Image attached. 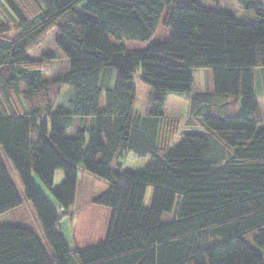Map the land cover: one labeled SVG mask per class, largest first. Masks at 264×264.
Instances as JSON below:
<instances>
[{
    "label": "trees",
    "instance_id": "16d2710c",
    "mask_svg": "<svg viewBox=\"0 0 264 264\" xmlns=\"http://www.w3.org/2000/svg\"><path fill=\"white\" fill-rule=\"evenodd\" d=\"M204 1L0 0V217L27 202L36 225L0 227V264H264V127L254 91L264 0H236L243 18ZM69 12L75 19L59 22ZM160 26L166 37L155 41ZM53 29L56 55L31 59ZM129 42L147 48L130 51ZM138 68L152 90L145 116L135 114ZM204 70L211 94L193 92ZM61 89L71 92L68 109L56 102ZM167 95L188 100L197 131L177 145L182 119L164 116ZM126 152L148 165L125 170ZM82 174L107 184L85 206L110 216L103 240L71 247L61 228Z\"/></svg>",
    "mask_w": 264,
    "mask_h": 264
},
{
    "label": "rangeland",
    "instance_id": "374dc122",
    "mask_svg": "<svg viewBox=\"0 0 264 264\" xmlns=\"http://www.w3.org/2000/svg\"><path fill=\"white\" fill-rule=\"evenodd\" d=\"M204 7L209 9H218L222 10L225 13H229L233 16H236L237 18H243L246 17L245 13L240 9V7L237 5L236 0H205L202 4ZM83 6V3L79 5L78 9ZM77 9V10H78ZM81 11V10H80ZM82 12H84L82 10ZM248 14V13H247ZM164 14L162 15V17ZM75 14L72 12L66 13L62 15V17L59 19V22H65L69 20H74ZM4 21L5 18L0 13V23ZM248 21V20H245ZM55 29L48 31L47 34L41 38L40 42L32 48L29 52V56L33 60H39L43 58L44 56L50 55L54 56L56 55V50L54 48V41H55ZM166 37V30L162 29L160 26V31L155 37V41H159V39H164ZM127 47L130 51H138L142 52L145 51L147 46L145 44H140L138 42H129L127 44ZM140 69L138 68L132 78L131 86L136 91V107L139 112V114L145 116L149 113L150 107H151V100H152V90L143 85L140 81ZM201 77V81H194V87L193 92H202L205 93L207 91V75L204 72L197 73L195 75L196 79L198 77ZM174 96V95H170ZM57 104H60L61 106H65L67 109L69 108V100L71 99V92L66 89H61L59 95L57 96ZM173 97H168V99ZM175 98H179L180 100V107H176V111H179L180 115L183 114L184 111V102H186V99L184 96H176ZM257 104H258V110H259V117H264V97L263 96H257ZM186 110V108H185ZM187 114L183 115L182 119V125L178 131L179 132H185L188 130H191L189 127V124H191L190 121H187ZM197 122V121H195ZM182 139V135H177L176 140H173L172 145H177ZM149 163V159L142 160V159H128L126 160L124 169L125 170H132L137 171L141 170L144 167H146ZM9 165V163H8ZM10 167V174L12 176V179L15 181V183L18 182L17 187L19 189V192L23 196L22 188L19 184V181H17V175L13 169ZM80 182H79V191L78 196L75 200V205L72 207L74 215L72 216V219L65 220L62 228L61 233L64 235V237L67 239L69 245L71 247L75 246L74 242H72V236H76L75 238L78 241V245H82V242L84 243H95V241H98L100 238H102V234L105 231L106 227V213L104 211H98L99 209H96L93 206H85V203L94 195L103 192L107 188V184L103 181H99L98 179L90 176L83 178L82 175L79 176ZM63 181L61 171H58L56 173L55 179H54V187H57L60 185V183ZM45 196L52 204H56L49 192L45 191ZM152 196V188H148L146 192V196L144 199V205L145 207L149 206V203L151 201ZM27 202H24L22 207L14 211L13 213H7L6 215H3L0 217V227L3 226H22V227H28L33 230L36 229L35 221H34V215L33 210L30 206V204H26ZM166 220H168V217H165ZM101 241V240H100ZM83 243V244H84ZM77 244V243H76ZM77 245V246H78Z\"/></svg>",
    "mask_w": 264,
    "mask_h": 264
},
{
    "label": "crops",
    "instance_id": "0c3cea01",
    "mask_svg": "<svg viewBox=\"0 0 264 264\" xmlns=\"http://www.w3.org/2000/svg\"><path fill=\"white\" fill-rule=\"evenodd\" d=\"M126 48L128 49L127 44H126ZM256 71L257 72H255V75H254V91H255V97H256V100H257V96H263L264 97V70L263 69H258ZM200 72L206 73V75H207V91L206 92L209 93V94H211L212 93V78H211V72L210 71H205V70L204 71H197L194 74L192 88L194 87V81H201V77L200 76L198 77V79H196V77H195V75L197 73H200ZM196 93H202V92H196ZM136 97H137V95H136ZM168 97H173V98L168 99ZM175 97L176 96L167 95L166 102L164 104L163 113H164V116L165 117H168V118H179L181 120V119H183V115L185 114V112L188 115V112H189V109H188L189 108V102L186 99V102H184V106H183V108H184L183 114L180 115V113H178L179 111H176L177 110L176 107H180V100H179V98H175ZM185 108H186V110H185ZM137 113L139 114V112L137 110V107H136V102H135V114L137 115ZM260 119L262 120L263 127H264V117H260ZM192 132H197V131H196V129L192 128L191 130H188V131H185V132H179L177 135H182V134H185V133H192ZM177 135L174 138V140H176ZM122 156H124V157H121L122 160L124 159V163H126V160H128V159H136L135 156L133 154L129 153V152L124 153ZM116 162H117V154H116L114 160L112 161V163L110 165V169L111 170H114L115 169ZM119 162H121V161H119ZM82 177L83 178H85V177L88 178L90 176L85 175V174H82ZM79 182H80V179L78 180V183H77L76 197L78 196L79 191H81L79 189ZM93 207H95V206H93ZM95 208L96 209H99L98 211H104L106 213V218H107L106 227H107V224H108V221H109V216H110L109 211L107 209H105V208H100V207H95ZM105 232H106V229H105L104 233L102 234V238H100L98 241L104 239ZM71 236H72V240L75 243H77V245H78V241L75 238L76 236L73 237L72 234H71ZM98 241H95V243L98 242ZM83 243L84 242H82V245L81 246L80 245H78V246L79 247H84V246L93 244V242H91V243H84V244Z\"/></svg>",
    "mask_w": 264,
    "mask_h": 264
}]
</instances>
